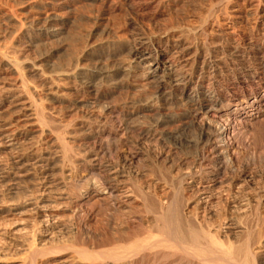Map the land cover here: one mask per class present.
Returning a JSON list of instances; mask_svg holds the SVG:
<instances>
[{
    "label": "rangeland",
    "instance_id": "1",
    "mask_svg": "<svg viewBox=\"0 0 264 264\" xmlns=\"http://www.w3.org/2000/svg\"><path fill=\"white\" fill-rule=\"evenodd\" d=\"M263 37L264 0H0V264H197L150 257L156 212L175 205L211 239L220 234L223 251L264 261V105L238 123L220 175L209 174L216 154L207 149L193 182L201 121L181 114L198 74L188 90L171 89L179 101L169 122L149 132L158 112L135 110L154 100L149 53L130 56L140 41L210 42L230 53ZM118 65L130 72L96 79L105 97L96 103L81 74ZM91 168L114 181L113 196L87 187ZM137 241L149 246L128 253Z\"/></svg>",
    "mask_w": 264,
    "mask_h": 264
},
{
    "label": "bare ground",
    "instance_id": "2",
    "mask_svg": "<svg viewBox=\"0 0 264 264\" xmlns=\"http://www.w3.org/2000/svg\"><path fill=\"white\" fill-rule=\"evenodd\" d=\"M262 43L261 46L250 47L244 51L236 46L230 53H228L229 46L210 42L200 44L180 40L172 44L168 43L163 49H159L155 43H152L151 47L157 53V57L153 58L151 57L152 51L149 50L151 47L147 46L149 44L140 41L139 45L130 51L131 57L149 53V56L145 58L149 63V74L155 79V83H153L154 100L149 104L144 103L145 105L137 106L136 109L133 107L136 113L145 110L158 112V117L151 129L149 128V132L156 133L162 125L169 122L172 114L169 115L168 110L173 109L179 101L171 89H174V86L178 84L182 86L183 91L188 90L193 83V75L198 74L199 83L191 87L192 92L186 98L189 103L188 108L185 112L183 111L182 116L180 115L181 120L201 121L203 140L200 144L201 153L195 159L197 170H191L188 175L193 182L195 176L205 173L203 166L209 160L205 154L207 149H211L216 154L215 159L210 162L213 164V168L209 174L220 175L221 169L226 167V164L220 159L231 147L229 138L236 131L238 123L247 117L248 119L256 118L263 108L264 61L261 60V57L264 52V40ZM204 52L207 53L201 65L196 64V57ZM169 62L175 64L174 74L164 73L167 68L166 63ZM120 72L128 74L130 70H127L123 65L109 70L89 69L81 74L80 85L90 91L89 93L95 96V102L99 103L105 97L99 93V86L95 84V80L112 78ZM232 74L236 76L233 77ZM204 88H206V93H203ZM91 125L92 127L96 126L93 122ZM94 152L96 154L104 153L103 145L96 147ZM43 161L45 160L40 159V162ZM22 167V162H19L15 169L22 170ZM108 178H102L99 171L91 168L88 169L84 180L88 184L87 187L92 186L91 189L95 192L113 196L116 185L114 186L112 184L114 181ZM115 181L117 182V179ZM156 218L160 222L158 226L160 239L150 245L151 248L158 249L150 257L169 259L179 256L185 259H195L197 264L207 262L212 264H264L261 256L252 254L248 249L233 251V253L227 250L223 251L224 247H219V245L222 246L220 234L217 233L218 239L216 237L214 240L211 239V231H206L197 220L187 218L183 206L175 205L168 209L160 207L156 212ZM140 241L133 244V248H129L131 250L128 253L132 251L137 253L149 246V244H147L148 246L145 244L148 241L144 240L145 243ZM217 247L222 248V251ZM132 263L139 264L140 260H134ZM188 264H194V262L190 261Z\"/></svg>",
    "mask_w": 264,
    "mask_h": 264
}]
</instances>
